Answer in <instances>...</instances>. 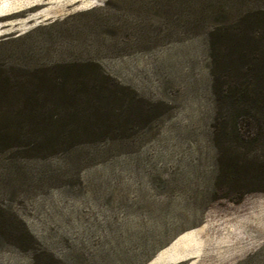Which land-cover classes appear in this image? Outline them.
Masks as SVG:
<instances>
[{"label": "rangeland", "instance_id": "rangeland-1", "mask_svg": "<svg viewBox=\"0 0 264 264\" xmlns=\"http://www.w3.org/2000/svg\"><path fill=\"white\" fill-rule=\"evenodd\" d=\"M251 72L264 0H0V264H264Z\"/></svg>", "mask_w": 264, "mask_h": 264}, {"label": "trees", "instance_id": "trees-1", "mask_svg": "<svg viewBox=\"0 0 264 264\" xmlns=\"http://www.w3.org/2000/svg\"><path fill=\"white\" fill-rule=\"evenodd\" d=\"M257 76L254 72L247 73L243 78V83L238 84L239 87L234 93L228 91L229 88L227 90L219 88L220 78L214 79L213 90L218 105L212 133L215 144L221 146L225 142L236 143L243 131L247 130L248 134L262 135L264 104H258V98H255L254 95H257V91L264 92V88L259 82L261 76ZM222 125L225 126L222 127ZM152 209L165 214L167 209L172 208L170 206L162 208L154 206Z\"/></svg>", "mask_w": 264, "mask_h": 264}]
</instances>
